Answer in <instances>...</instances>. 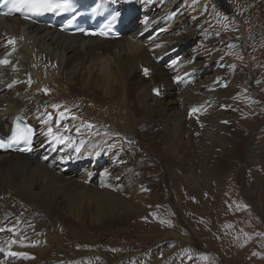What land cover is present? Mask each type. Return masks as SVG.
Listing matches in <instances>:
<instances>
[{"label": "bare ground", "instance_id": "6f19581e", "mask_svg": "<svg viewBox=\"0 0 264 264\" xmlns=\"http://www.w3.org/2000/svg\"><path fill=\"white\" fill-rule=\"evenodd\" d=\"M253 1L264 6V0ZM216 4L222 0H131L130 24L114 40L66 34L17 16L0 17V59L9 60L0 64V130L9 133L19 115L36 133L31 153L0 152V264H58L62 258L55 249L89 256L74 264H95L96 254L109 260L101 248L75 251L67 243L85 242L88 231L110 246L130 242L128 222L154 210L156 182H168L185 214L180 201L187 204L190 195L204 198L205 205L219 201L220 192L212 191L226 180L232 157L244 160L257 154L264 159L258 142L249 154L244 151L248 135L235 126L237 77L226 71L224 61L240 49V41L234 40L225 55L212 43L200 51L190 49V60L183 59L188 44L198 45L202 38L194 25L212 21ZM161 59L165 66L158 63ZM202 77L211 80L201 84ZM160 95L170 96L171 103L164 104ZM180 106L182 111L173 112ZM247 114L241 125L248 127L254 120ZM141 143L145 155L155 156L161 166L152 158L137 161ZM145 164L156 180L148 176ZM178 169L186 174L183 186L177 183ZM258 188V213L264 215V177ZM206 216L207 234L197 243L218 247L211 233L232 242ZM139 228L136 224L135 230ZM175 238L181 248L191 244L167 231L148 237L147 254L126 252L108 263H160L157 254L166 248L165 239ZM215 250L227 264V254ZM128 256L133 258L121 261Z\"/></svg>", "mask_w": 264, "mask_h": 264}, {"label": "rangeland", "instance_id": "374dc122", "mask_svg": "<svg viewBox=\"0 0 264 264\" xmlns=\"http://www.w3.org/2000/svg\"><path fill=\"white\" fill-rule=\"evenodd\" d=\"M214 8H216L217 15L212 17L213 22L208 21L194 25V31L198 30L202 38L198 45L194 41L188 44L187 53L184 52L185 57L183 59L189 61L193 55V49L200 51L212 43H217L219 51L225 55L228 53L230 45H234V40L240 41V49L229 53L224 62H226V71L237 77L233 106L236 109L234 118L237 124L235 126L240 131L242 130L244 137L248 135L247 141L244 139V143L247 142L244 151L249 154V149L253 148L256 142L264 147V6H259V3L256 4L253 0H222V5L216 4ZM133 17L135 23V18L138 19L139 16L135 14ZM226 34L229 35V38ZM159 62L164 66L167 63L166 60L162 59L158 60ZM210 80L211 77L206 79L202 77L200 82L207 83ZM159 97L164 100L163 103L167 106L172 101L170 96L160 95ZM182 108L180 106L173 109V112L182 111ZM261 109L263 113H261ZM168 113H172V111L170 110ZM246 113L251 115L250 119L254 120L248 127L241 125V121L246 118ZM243 114L245 115L242 116ZM130 143L135 144L134 140H131ZM142 143L139 146L140 149L138 148L140 156L136 158L137 161L146 163L152 158V161L158 164L159 160L155 156H151L152 154L145 155L147 150ZM242 159L237 160L232 157V165L229 171L225 173L227 175L226 180L212 191L214 194L220 192L219 201L214 200L205 205L204 198L194 200L189 194L187 204L180 201V208L186 205V213L181 214L176 203V195L170 189L168 182L162 185L163 183L158 181L155 186L157 197H155L153 205L150 206V209L154 210L150 213L145 212L141 217L133 218L128 222L130 231L127 233L130 242L120 240L121 244L119 245L123 246L111 245V247L108 240H98L94 237L93 231H88L89 236L86 237L85 242L76 245L73 241L68 242L67 245H73L75 251L101 248L107 252L110 259L111 257L116 259L122 254H127L126 252H134L132 253L134 255L147 254L150 250L149 245H147L150 243L147 240L148 237L152 235L162 237L165 232L172 231L179 238L189 239L191 244L185 243L181 248V244L176 238L168 242L165 239L164 246L166 248L161 249L157 254L159 256L157 260H162L160 263L156 261L158 264H165L168 261H170L169 264H222V256L215 248L227 254V264H264V215H259V205L257 204L259 180L264 177V159L257 154H254L250 159H246L245 156L244 160ZM144 170L149 177L151 176L152 179L156 180L154 172L148 164H145ZM165 171L162 166L160 172L166 176ZM177 174V183L183 186L182 180L186 174L181 169L177 170ZM95 175L91 173L90 179L94 180ZM262 197L264 198V190ZM208 214L211 215V220H215V223L221 227L219 233H222V236L224 233L232 242L211 233V237L214 238L218 247L207 244L206 246L213 248L208 249L203 248L204 245H199V242L197 243L199 236L207 234L203 230L207 228L209 223L206 216ZM37 215L42 217L40 211L37 212ZM43 220L46 225L51 223L48 217ZM136 224H139L141 228L135 230ZM138 237H142L141 240L137 241ZM155 238L153 237V240ZM85 243L89 245L86 246ZM195 247H198L199 250H195ZM55 250L62 258L58 264H74L75 261L89 258V256L83 255L72 256V253L67 250ZM197 255L204 257H197ZM129 256L123 257L121 261L133 258ZM95 257L98 259L95 264H109L108 262L111 261L98 254Z\"/></svg>", "mask_w": 264, "mask_h": 264}, {"label": "snow or ice", "instance_id": "6c2138e0", "mask_svg": "<svg viewBox=\"0 0 264 264\" xmlns=\"http://www.w3.org/2000/svg\"><path fill=\"white\" fill-rule=\"evenodd\" d=\"M5 4H11L13 8L16 9L17 12L21 10H26L31 13H43V12H64L70 8V4L67 0L64 2H59V0H3ZM98 35H104L103 32L93 33ZM10 43H14V41H10ZM9 60L7 58L0 59V64H8ZM145 75H147L148 70L145 69ZM57 107V106H53ZM197 109H192V112H196ZM60 118H63V113L60 114ZM51 119V116H49ZM89 128L92 125H88ZM31 134V129L20 128L16 126L12 129L11 135L8 137L9 142H19L21 140H27ZM49 134H51V129H49ZM83 143V142H81ZM0 147H4V142L0 141ZM79 151V149H77Z\"/></svg>", "mask_w": 264, "mask_h": 264}]
</instances>
